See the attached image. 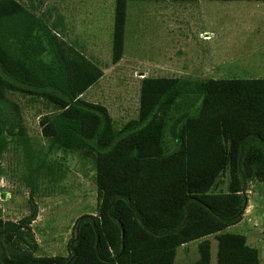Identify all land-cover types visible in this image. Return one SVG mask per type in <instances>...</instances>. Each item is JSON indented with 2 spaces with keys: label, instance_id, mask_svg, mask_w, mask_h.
I'll list each match as a JSON object with an SVG mask.
<instances>
[{
  "label": "trees",
  "instance_id": "obj_1",
  "mask_svg": "<svg viewBox=\"0 0 264 264\" xmlns=\"http://www.w3.org/2000/svg\"><path fill=\"white\" fill-rule=\"evenodd\" d=\"M125 2L114 0L111 62L121 57ZM34 40L47 61L20 54ZM100 76L17 1L0 0V103L20 120L4 91L45 98L53 108L41 135L93 157L98 200L96 214L73 222L66 256L35 255L28 218H0V264H173L191 240V264H208L210 234L216 264H258L257 250L226 227L245 205L243 181L264 183V78L142 77L136 117L114 129L104 106L78 97ZM225 170L226 190L214 191Z\"/></svg>",
  "mask_w": 264,
  "mask_h": 264
},
{
  "label": "rangeland",
  "instance_id": "obj_2",
  "mask_svg": "<svg viewBox=\"0 0 264 264\" xmlns=\"http://www.w3.org/2000/svg\"><path fill=\"white\" fill-rule=\"evenodd\" d=\"M15 1L38 17L64 46L99 67L102 75L86 96L102 98L114 129L136 117L142 77L190 81L211 78L177 76L179 61H162L156 57L160 54L147 60L146 44L138 45L141 49L136 57L132 55L134 45L129 36V22L121 58L111 62L113 22L108 10L81 11L77 0ZM91 3L93 8L92 0ZM147 3H156V0L129 1V6ZM216 3L212 16L223 27L227 40L218 37L216 53H213H218V63L212 78H264V0H217ZM244 37L248 38L247 42L242 41ZM38 39L45 45L43 37ZM27 43L33 47L21 51L22 56L42 62L49 59L37 40ZM4 94L17 104L21 118L16 117L11 106L0 103V218L19 225H24L28 218L36 242L35 255L66 256L75 219L97 211L93 157L81 150H60L47 143L39 126L41 115L52 110L45 98L13 90ZM227 181L225 170L216 179L213 190L225 191ZM242 185L245 205L240 222L236 221L230 230L244 233L245 242L257 250L258 264H264V183L247 178ZM208 237L214 240L213 234ZM191 263L190 248L178 250L173 264Z\"/></svg>",
  "mask_w": 264,
  "mask_h": 264
},
{
  "label": "crops",
  "instance_id": "obj_3",
  "mask_svg": "<svg viewBox=\"0 0 264 264\" xmlns=\"http://www.w3.org/2000/svg\"><path fill=\"white\" fill-rule=\"evenodd\" d=\"M77 1V8L81 11L108 10L109 14L112 15L113 22L114 0H92L93 8H91V0ZM107 1L109 2V9L105 6ZM129 1L134 0H126L125 2L122 43L125 42L126 28L129 25V36L131 44L134 45L132 55L136 57V52L141 49V46L139 47L138 45L146 44L145 57L147 60L154 58V54H160V56L156 57L162 59V61H179L177 76L192 75L211 78L214 76L213 71L218 63V53L216 55H213V53H216L218 37H221L223 41L227 40L223 36L225 32L223 27H219L216 16H212V8L216 7L217 0H156V3L130 6ZM206 10L210 12L209 15L206 14ZM247 40V37L242 38L243 42H247ZM155 44L160 46L154 47L153 45ZM96 81L81 92L78 97L107 108L101 97L88 98L86 96L90 93ZM124 122L125 120L122 121V124ZM44 139L47 140L48 138L44 137ZM235 225L236 223L229 225L226 230L229 232L233 231L230 229ZM234 233L242 234L245 237L244 233L238 231H234ZM208 236H206L209 239L208 264H211L212 260L216 264V241ZM197 242L198 240H191L178 245L175 248L173 263L178 250L186 249L187 247L190 248L191 261L194 262L198 257Z\"/></svg>",
  "mask_w": 264,
  "mask_h": 264
}]
</instances>
